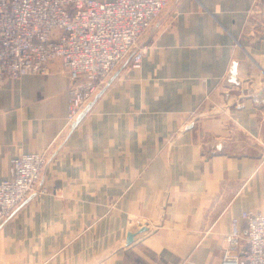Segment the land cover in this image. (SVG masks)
Returning <instances> with one entry per match:
<instances>
[{"label":"crops","instance_id":"1","mask_svg":"<svg viewBox=\"0 0 264 264\" xmlns=\"http://www.w3.org/2000/svg\"><path fill=\"white\" fill-rule=\"evenodd\" d=\"M143 42L64 139L60 62L0 83V182L52 147L0 264H220L233 219L264 210V0H174Z\"/></svg>","mask_w":264,"mask_h":264},{"label":"built area","instance_id":"2","mask_svg":"<svg viewBox=\"0 0 264 264\" xmlns=\"http://www.w3.org/2000/svg\"><path fill=\"white\" fill-rule=\"evenodd\" d=\"M173 1L0 0V83L46 75L52 62H60L69 78L68 115L58 137L64 139L124 64L142 66L149 51L143 38ZM51 148L11 159L0 182V224L31 195L47 192L40 182ZM224 239L220 264H264V210L243 211ZM241 245L245 249L236 252Z\"/></svg>","mask_w":264,"mask_h":264},{"label":"water","instance_id":"3","mask_svg":"<svg viewBox=\"0 0 264 264\" xmlns=\"http://www.w3.org/2000/svg\"><path fill=\"white\" fill-rule=\"evenodd\" d=\"M101 95V92L98 93L95 97V99L93 101H91L87 107L80 113V115L78 116L77 120L74 122L73 126H72V130L78 125V123L81 121V119L85 116V114L90 110V108L92 107V105L94 104L95 100L98 99ZM134 240V233L129 232L128 234V242L131 243Z\"/></svg>","mask_w":264,"mask_h":264},{"label":"rangeland","instance_id":"4","mask_svg":"<svg viewBox=\"0 0 264 264\" xmlns=\"http://www.w3.org/2000/svg\"><path fill=\"white\" fill-rule=\"evenodd\" d=\"M166 9H167V8H166ZM166 9H165L164 11H166ZM163 13H164V12H163ZM163 13H162V14H163ZM162 14H161V16H162ZM161 16H160V17H161ZM159 19H160V18H159ZM247 92H249V91H247Z\"/></svg>","mask_w":264,"mask_h":264}]
</instances>
